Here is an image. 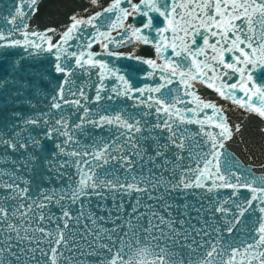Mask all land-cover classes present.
Segmentation results:
<instances>
[{
	"label": "snow or ice",
	"instance_id": "1",
	"mask_svg": "<svg viewBox=\"0 0 264 264\" xmlns=\"http://www.w3.org/2000/svg\"><path fill=\"white\" fill-rule=\"evenodd\" d=\"M0 264H264V0H0Z\"/></svg>",
	"mask_w": 264,
	"mask_h": 264
}]
</instances>
